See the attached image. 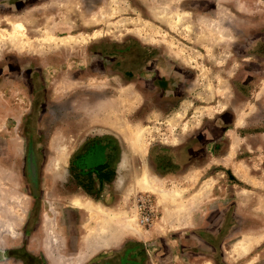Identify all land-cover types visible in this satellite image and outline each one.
<instances>
[{
	"label": "rangeland",
	"instance_id": "374dc122",
	"mask_svg": "<svg viewBox=\"0 0 264 264\" xmlns=\"http://www.w3.org/2000/svg\"><path fill=\"white\" fill-rule=\"evenodd\" d=\"M7 190L0 264H67L107 220L83 264H264V0H0Z\"/></svg>",
	"mask_w": 264,
	"mask_h": 264
},
{
	"label": "bare ground",
	"instance_id": "6f19581e",
	"mask_svg": "<svg viewBox=\"0 0 264 264\" xmlns=\"http://www.w3.org/2000/svg\"><path fill=\"white\" fill-rule=\"evenodd\" d=\"M167 16V15H166ZM164 14H162L161 15V18L162 19H165V21L166 22H168V23H170V24H172V25H174V26H176V27H179V25H181L182 24V21L185 19V17L187 16V15H179V14H174V15H170V16H167V18H165L166 17ZM208 26V25H207ZM210 28L212 29V30H210L211 31V33H216V34H219L220 36H221V38H223L224 36H228L229 34L227 33V32H225L226 30L222 27V25H221V22L220 21H217V22H212L210 25ZM185 30H187L188 32L191 30L190 29V26L189 25H187V26H185ZM226 33H227V35H226ZM10 43L12 44V45H14V46H17L18 47V49H20L19 48V44H21V45H24V41H23V38L21 37V38H19V35H18V33H16V30H15V32L13 31L11 34H10ZM150 38H152V35H148V37H147V39H150ZM41 39V38H40ZM46 39V38H45ZM49 39V38H48ZM52 39H53V37H52ZM52 39H50V40H52ZM44 40V39H43ZM66 40V39H65ZM71 40V39H70ZM69 40V41H70ZM53 41V40H52ZM59 41H61V40H59ZM68 41V40H67ZM62 42V41H61ZM64 43H65V41H64ZM143 131L144 130H142V129H138V131L136 132V133H133V142H134V148H137L138 147V149H139V151H142V147H143ZM60 148V147H59ZM62 148H64V147H62ZM61 149V148H60ZM64 151V150H63ZM63 153V152H62ZM61 158H63V157H61ZM60 158V159H61ZM62 160V159H61ZM52 166V165H51ZM60 168V165H59V163L57 162H55L54 164H53V169L55 170H58ZM53 172V171H52ZM241 173V172H240ZM145 174V173H144ZM138 184H141L142 186H145L146 188H149L150 190L152 189L151 188V186H150V183H149V181L147 180V177L144 175L141 179H139V181H138ZM140 186V185H139ZM141 186V187H142ZM208 186V185H207ZM210 186V185H209ZM152 191H153V189H152ZM174 193V192H173ZM176 193V192H175ZM162 194L164 195L165 193L164 192H162ZM12 195H13V192H11V191H6V192H3V194L0 196V199H2V198H9V197H12ZM16 197H13V198H11L12 200H10V199H8V202H9V205L10 204H13V202H15V203H17V201H15L14 199H15ZM16 199H18V198H16ZM19 200V199H18ZM11 202V203H10ZM19 203V202H18ZM71 204H72V206H74L75 208H77V209H81L82 211H87V212H93V211H95L96 209L98 210V211H100V212H103V210H102V208L100 207V206H97V207H95V206H93L90 202H87L85 205L84 204H82L81 202H80V199L77 197V198H74L72 201H71ZM20 206V205H19ZM8 207V205L7 204H2L1 206H0V209L2 210V212H3V214H5L6 216H7V218L6 219H0V227L2 228L1 230L2 231H0V233L1 232H7L8 233V235L12 238V239H16V235H15V233H14V231H15V227H14V225H13V219H17V215L15 214V212H13L15 209H13V207H12V209L13 210H11V209H9V208H11V207H9L8 208V211L9 212H7V210H6V208ZM16 207H18V205H16ZM6 210V211H5ZM2 214V215H3ZM1 218V217H0ZM133 219H134V217H133ZM106 220V219H105ZM129 220V219H128ZM129 221H131V219L129 220ZM133 221V220H132ZM110 223H109V220H107V221H104V222H102V223H99V227H98V229L96 230V231H94V232H91L89 235H87L86 237H85V239H84V244H83V250L81 251V253H80V255H79V257H78V264H83L84 263V261L88 258V256L90 255V254H92L93 252H95V251H97V250H100V249H102V248H104V247H106V246H108L109 245V243L110 242H116V238L114 239V238H111V237H113L114 235L112 234V232L113 231H111V232H109L108 230H107V225H109ZM6 226V227H5ZM126 229H131L132 231L134 230V229H132L131 228V225H125L124 226ZM136 231H138V230H134V232H136ZM5 234V233H4ZM2 235V234H1ZM113 235V236H112ZM1 237V236H0ZM243 247H244V245H242V249H243ZM247 250H248V248H247ZM246 251V250H245ZM242 252V251H241ZM240 252V253H241ZM243 253V252H242Z\"/></svg>",
	"mask_w": 264,
	"mask_h": 264
},
{
	"label": "crops",
	"instance_id": "0c3cea01",
	"mask_svg": "<svg viewBox=\"0 0 264 264\" xmlns=\"http://www.w3.org/2000/svg\"><path fill=\"white\" fill-rule=\"evenodd\" d=\"M12 197H9V198H2V199H0V206L3 204H7V202H8V199H10V200H12L11 199ZM19 200L17 201V203H15V205H20L19 203ZM11 203V202H10ZM9 207H11V205H9L7 208H6V210H7V212H9L8 211V208ZM5 210V211H6ZM13 212H15V211H13ZM2 216H4V218L6 219L7 218V216L5 215V214H3ZM3 218V219H4ZM54 217L52 216H50L49 218H46V221H45V228L44 227H41V234H42V236H45V241H41V243H40V245H38V248H40L41 250L43 249V248H46V231H47V234H48V236L51 238V241H53V242H58V239H59V232H60V229H59V227L57 226V227H54V224L52 223L53 222V219ZM13 225H14V227H15V229L17 228V226L19 225V221L18 222H16V223H14L13 222ZM14 233H15V235H16V230L14 231ZM17 237V236H16ZM12 239V238H11ZM84 242V241H83ZM59 243V242H58ZM53 246H54V244H53ZM52 249H54V248H52ZM80 253L81 252H79V254L78 255H75V257L74 256H72V257H67V258H69V259H66V263L67 264H69V263H71V264H78V257H79V255H80ZM71 258V259H70ZM86 261V260H85ZM84 261V262H85Z\"/></svg>",
	"mask_w": 264,
	"mask_h": 264
},
{
	"label": "built area",
	"instance_id": "2783aa9c",
	"mask_svg": "<svg viewBox=\"0 0 264 264\" xmlns=\"http://www.w3.org/2000/svg\"><path fill=\"white\" fill-rule=\"evenodd\" d=\"M150 220H151V218H150L149 216H147V215H142L140 222H141L142 224H146V223H148Z\"/></svg>",
	"mask_w": 264,
	"mask_h": 264
},
{
	"label": "trees",
	"instance_id": "16d2710c",
	"mask_svg": "<svg viewBox=\"0 0 264 264\" xmlns=\"http://www.w3.org/2000/svg\"><path fill=\"white\" fill-rule=\"evenodd\" d=\"M104 168H105V167H103V166H102V167H100V169H99V170L101 171V170H103Z\"/></svg>",
	"mask_w": 264,
	"mask_h": 264
}]
</instances>
